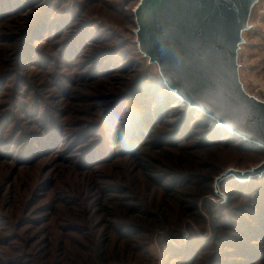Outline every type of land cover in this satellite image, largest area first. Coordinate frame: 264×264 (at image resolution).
<instances>
[{"label": "rangeland", "instance_id": "1", "mask_svg": "<svg viewBox=\"0 0 264 264\" xmlns=\"http://www.w3.org/2000/svg\"><path fill=\"white\" fill-rule=\"evenodd\" d=\"M138 1L0 0V264H264V173L215 187L229 166L264 161L261 146L166 86L138 47ZM253 23L243 77L264 99V13ZM161 145L208 152L213 192L185 195L173 236L128 234L160 202L178 221L164 190L189 178L159 163ZM253 178L248 197L226 185Z\"/></svg>", "mask_w": 264, "mask_h": 264}, {"label": "water", "instance_id": "2", "mask_svg": "<svg viewBox=\"0 0 264 264\" xmlns=\"http://www.w3.org/2000/svg\"><path fill=\"white\" fill-rule=\"evenodd\" d=\"M264 0H139L133 9L140 52L158 65L162 81L218 125L264 147V99L249 90L241 54L253 15ZM264 90V89H263ZM264 161L229 166L216 178L248 179Z\"/></svg>", "mask_w": 264, "mask_h": 264}, {"label": "trees", "instance_id": "3", "mask_svg": "<svg viewBox=\"0 0 264 264\" xmlns=\"http://www.w3.org/2000/svg\"><path fill=\"white\" fill-rule=\"evenodd\" d=\"M159 87L161 89H165V87L162 86V84H159ZM159 87H158V90H159ZM167 94H170V92ZM218 129H219V132L227 133L228 135H231L232 138L236 137V134L229 132L226 129V127H218L217 130ZM52 139H53V137H52ZM52 142H53V140H52ZM219 143H222V142H219ZM163 145H161L160 148L163 150H166L165 153L160 152V151H159L160 153L157 152V154L159 156L164 157L163 160H161V161L159 160V163H161L162 166H164V167H171L175 170H179L180 172H176L177 174H180L181 172H183V174H185L189 178V180H186V183L183 184L182 188H178V187L174 186L175 188L173 189V186L172 187L170 186V187L166 188L165 190L163 189L164 191H167V193L173 195L172 198H174V199L172 201L175 204V206L171 205V207H172V209H178V213H177L178 221H176V224H174V222H172L170 220V218L168 217V210H171L170 206L165 205L163 202H160L159 204H154V206H151V207H154V209H156V210L139 213V215H137L138 218L135 219L133 221V223L130 224L132 227V230L127 232L128 234L138 235L142 232L158 233L160 231L165 230V231H167L168 235L173 236L176 232H180L181 229H183L182 228L183 227V221L181 219L182 218L181 212H184L185 209H188L189 204H191L190 202H189V204L187 203V201L185 199L186 198L185 195H188L189 197H193L195 200H198L200 198V196H202L203 194L213 192V190H212V179L209 178V176L214 175L215 173L212 172L211 175H206L205 171L206 170L209 171V170H211V168L206 167L203 164L204 159H208L210 157L208 152L204 154V159H203V156H201L199 158V155L198 156L197 155L187 156V154H181L178 157L175 155H171V152L168 149L164 148ZM211 145H213V144H211ZM174 146L177 147V148L174 147L175 151H178L181 148L179 146V144H175ZM250 146H252L254 149H258L264 155V148L258 147L255 144H251ZM204 148H207V147H204ZM151 159H153L152 155L150 158L143 160V165L150 164V165L154 166V164L149 162V160H151ZM215 172H217V171H215ZM192 177H198V180H196V182H195L197 184V187H193L194 185L192 184V182H193ZM262 177L264 179V174L262 175ZM259 181L257 182V179L253 178V179H250V181H248L247 183H239L237 180L233 181L232 179H228L226 182V185H227V187H234L235 189H239L241 195L248 197V196H250L248 193L252 192L253 189H256L255 188L256 185L257 186L259 185ZM229 183H230V185H228ZM263 183H264V180H263ZM189 185H191V186L188 188ZM139 187H140V185H139ZM162 187H164V186H162ZM261 187H264V184ZM231 191H232V189H230V188L227 189V192H231ZM182 200H183V202H181ZM113 215H119V214L113 213ZM115 217H117V216H115ZM174 226L176 228H174ZM245 231L249 232L247 230H245ZM100 248L101 249H99V251L96 252V256H98V257L106 256L107 251L102 250V248H104V246L100 247ZM116 250L118 251L117 248H116ZM222 252L226 253L228 251L223 250ZM128 253L129 252L124 251V254H128ZM118 254L121 255L120 250H119ZM101 262H102V260H101Z\"/></svg>", "mask_w": 264, "mask_h": 264}]
</instances>
